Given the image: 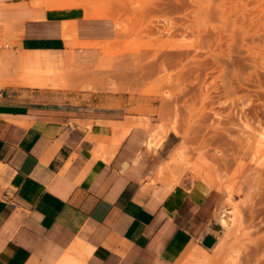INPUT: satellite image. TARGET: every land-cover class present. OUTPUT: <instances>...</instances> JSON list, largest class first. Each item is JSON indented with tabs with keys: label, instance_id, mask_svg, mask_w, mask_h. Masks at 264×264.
<instances>
[{
	"label": "rangeland",
	"instance_id": "374dc122",
	"mask_svg": "<svg viewBox=\"0 0 264 264\" xmlns=\"http://www.w3.org/2000/svg\"><path fill=\"white\" fill-rule=\"evenodd\" d=\"M57 1L71 5L38 7L70 22L74 45L54 55L58 83L3 85L20 72L23 51L21 25L6 21L0 90L120 110L125 133L141 128L154 135L174 182L185 174L213 191L215 243L206 248L216 255L213 264H264V148L254 142L264 131V0ZM82 21L100 31L83 36ZM198 263L189 254L180 261Z\"/></svg>",
	"mask_w": 264,
	"mask_h": 264
},
{
	"label": "crops",
	"instance_id": "0c3cea01",
	"mask_svg": "<svg viewBox=\"0 0 264 264\" xmlns=\"http://www.w3.org/2000/svg\"><path fill=\"white\" fill-rule=\"evenodd\" d=\"M23 3L0 0V24L21 25L19 63L54 69L64 21ZM61 102L0 90V264H180L214 245L212 190L185 174L173 185L166 152L147 149L144 129L125 133L120 110Z\"/></svg>",
	"mask_w": 264,
	"mask_h": 264
},
{
	"label": "bare ground",
	"instance_id": "6f19581e",
	"mask_svg": "<svg viewBox=\"0 0 264 264\" xmlns=\"http://www.w3.org/2000/svg\"><path fill=\"white\" fill-rule=\"evenodd\" d=\"M36 3H37V5H35V6H37V7L38 6H46L48 9H53L56 7H63V6L71 5L69 3L61 4L57 0H37ZM75 5H78V4H75ZM81 5H83V4H81ZM63 23L65 24V30L63 31L64 32L63 38L65 40V44H66V46L72 48L74 45V43L72 41V35L66 31V27L70 22L67 19H65ZM14 27L15 26L13 24H11L10 22H7L6 31H12L14 29ZM65 56L67 57L68 54H65ZM68 59H69V57H68ZM72 62H73V60H72ZM19 64H20V66H19L20 72L17 73L15 77L7 78L6 80L2 81L3 85L4 84L5 85L19 84V85H23V86H27V87H34V88H47L50 86H56V84L58 83V80L55 78V74H54V72H56V70H54L53 68H44V69H42V68H27L24 66L23 58L21 59V62ZM92 71H93V69H92ZM56 74H57V72H56ZM62 82L64 84H66V81L63 80ZM139 126H141V125H139ZM128 131H129V129L127 130V132ZM154 140H155L154 135H151L148 138V140H147V149L148 150H152L153 148H155V146L152 145ZM254 142L256 143V146L259 149L264 148V131H260L259 135L254 134ZM177 182H178V180H176V182H174L173 185L176 184ZM219 243H220V241H219ZM220 246H223V245L221 244ZM189 257H190V259H193V260L198 259V262H199L198 264H213L214 260L216 259V255H210L206 251V249H204V248L193 249V251L189 254ZM61 264H85V263L78 261L76 259H72V257H70V259H64V261Z\"/></svg>",
	"mask_w": 264,
	"mask_h": 264
}]
</instances>
